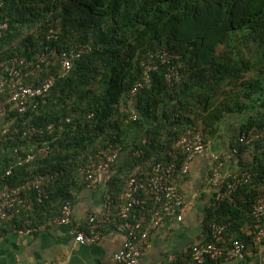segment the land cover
<instances>
[{
    "label": "trees",
    "instance_id": "trees-1",
    "mask_svg": "<svg viewBox=\"0 0 264 264\" xmlns=\"http://www.w3.org/2000/svg\"><path fill=\"white\" fill-rule=\"evenodd\" d=\"M1 1L0 24L7 29L1 34L0 64L25 59L31 63L27 71L35 84L55 77L50 91L23 114L6 103L8 91L0 98L4 105L1 187L20 185L36 175L59 174L46 187V198L37 202L29 191L26 208L3 225L36 229L60 217L74 191L84 188L80 170L95 162L102 149L127 148L136 128L145 129V140L135 144L132 152L141 151L142 157H132L127 172L116 171L114 184L123 175L126 183L132 176L142 178V170L135 172L132 166L147 167L143 175L157 163L176 161L180 167L183 155L178 142L187 129L214 138L226 115L244 110L249 116L239 135L244 133L247 139L240 144L238 135L235 143L238 152L248 154L239 173L250 178L222 202L212 196L207 222L226 227L220 246L227 250L242 242L246 255L249 250L261 254L264 264V243L254 244L252 218L253 206L264 201V138H255L264 132V0ZM86 45L90 51L65 76L56 57L48 66H36V55L45 49L59 54ZM162 49L169 55L168 63L155 59ZM170 68L178 74L168 83L165 76ZM249 73L253 75L247 78ZM5 76L0 66V80ZM138 82L143 88L130 98ZM132 115L137 117L134 122L128 121ZM49 125L53 126L50 134L24 136L29 128ZM45 146L50 149L46 156L5 176L15 162L14 150L24 158ZM123 192L112 196L116 206L121 205Z\"/></svg>",
    "mask_w": 264,
    "mask_h": 264
},
{
    "label": "built area",
    "instance_id": "built-area-1",
    "mask_svg": "<svg viewBox=\"0 0 264 264\" xmlns=\"http://www.w3.org/2000/svg\"><path fill=\"white\" fill-rule=\"evenodd\" d=\"M3 2L0 0V8ZM7 29L6 24H0L1 34ZM54 32L50 31L49 38H53ZM90 51L88 45L79 49L65 50L56 53L55 50L45 49L35 57L36 66H48L53 57L57 58L58 63L63 69L61 76H65L76 60H79ZM155 59L162 63H168L169 55L165 50H160L155 54ZM6 76L0 80V98L8 91L9 95L6 103L14 105L20 114L25 113L30 105L40 97L45 96L52 88L55 77H45L36 84L30 82V72L27 68L31 66L23 58H14L5 63ZM177 71L170 68V73L166 74V82L171 83L176 80ZM146 84L149 78L143 80ZM142 83H136L130 90V98L143 88ZM4 112V105L0 103V117ZM137 120L135 115L129 117L128 121ZM70 118L65 120L69 123ZM61 128V126H60ZM53 126H46L44 129L29 128L24 136L37 137L43 132H52ZM255 138H264V132L255 135ZM247 139L246 134L239 135V143L242 144ZM179 150L183 155L180 167L176 161L168 163H157L151 166L149 172L140 174L142 178L132 176L127 181L124 192L121 196V205L115 206L114 200L109 196L105 199L104 209L88 217V227L86 231H76L74 241L80 245H89L98 242L105 226H111L123 233L125 237L124 247L113 255L115 264H139L143 247L147 243L152 231L158 229L165 221L173 219L181 222L183 212L187 207L184 196L178 190L174 182L179 175L186 176L189 172L193 160L202 155L208 143L198 132L187 129L179 139ZM50 149L45 147L36 148L30 151L24 158L19 156L14 150V163H11L6 170L5 176H9L12 170L32 162L35 158L46 156ZM236 154V151H232ZM119 156L118 148L109 146L102 149L97 154V160L80 170L82 183L86 187H95L99 181V175L108 170L116 163ZM135 157H142L141 151L134 152ZM212 165L209 171V186L213 192L214 200L222 202L229 198L237 187L249 180L250 176L246 173L226 174L221 171L222 161L219 156H210ZM59 174L57 172L49 175H36L24 183L12 186L1 187L3 177H0V227L8 221L17 218L28 204V193L31 191L37 202L46 198V187L53 182ZM72 206L66 203L61 210V216L53 220L54 224H67L71 218ZM252 218L254 220L253 241L256 246L264 243V201L257 202L252 208ZM36 231L34 228L16 230L19 234H30ZM226 227L222 224H211L208 230V239L203 243H198L192 247L190 253L191 264H206L207 261H218L222 258L235 259L242 261L246 256V249L242 242H234L233 246L225 249L218 244V241L225 233ZM261 264V263H260Z\"/></svg>",
    "mask_w": 264,
    "mask_h": 264
},
{
    "label": "crops",
    "instance_id": "crops-1",
    "mask_svg": "<svg viewBox=\"0 0 264 264\" xmlns=\"http://www.w3.org/2000/svg\"><path fill=\"white\" fill-rule=\"evenodd\" d=\"M0 66L5 69L3 63ZM31 77L30 74V79ZM248 116V112L244 110L226 115L214 138L206 140L199 133L209 146L202 155L193 160L188 174L176 179L178 190L187 202L183 219L181 222L169 219L151 232L143 247L139 264H191V249L196 244L205 242L210 225L207 222L213 196L208 182L212 165L210 156H220L223 173H239L242 164L248 160V154L238 152L235 141ZM2 124L0 117V131ZM144 130H133L129 136L128 147L121 149L115 166L99 175L95 187L88 188L82 183L84 188L74 191L69 223L48 222L30 234H19L11 225H3L0 233V264H115L113 255L125 245V237L119 230L105 226L100 240L89 245L77 244L74 235L78 230L86 231L88 217L104 209L106 197L118 196L125 190V176L114 184V174L120 169L122 172L128 171L134 157L133 146L145 140ZM176 145L177 143L172 145L175 153ZM232 151H236V154ZM3 159L0 150V167ZM140 167L132 166L131 169L135 172L142 170L140 174L148 170L147 167ZM241 232L249 234L247 228H242ZM262 259L261 254L257 255L249 250L242 261L227 258L210 264H260Z\"/></svg>",
    "mask_w": 264,
    "mask_h": 264
},
{
    "label": "rangeland",
    "instance_id": "rangeland-1",
    "mask_svg": "<svg viewBox=\"0 0 264 264\" xmlns=\"http://www.w3.org/2000/svg\"><path fill=\"white\" fill-rule=\"evenodd\" d=\"M253 75V73H249L247 78H250Z\"/></svg>",
    "mask_w": 264,
    "mask_h": 264
}]
</instances>
